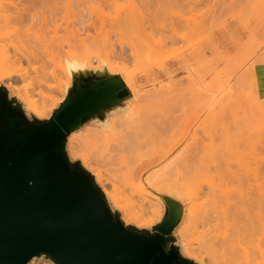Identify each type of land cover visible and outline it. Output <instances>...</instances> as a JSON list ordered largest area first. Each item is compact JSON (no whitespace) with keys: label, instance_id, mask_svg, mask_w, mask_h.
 Wrapping results in <instances>:
<instances>
[{"label":"rangeland","instance_id":"obj_1","mask_svg":"<svg viewBox=\"0 0 264 264\" xmlns=\"http://www.w3.org/2000/svg\"><path fill=\"white\" fill-rule=\"evenodd\" d=\"M27 1L2 2L5 14L15 7L23 9L6 28L7 35H3L9 55L14 53V69L19 68L22 77L15 73L9 80L2 79L4 85L7 81L13 84L8 89L3 87L22 103L27 118L33 115L47 119L63 99L71 77L82 70L80 58L95 57L91 70L118 74L131 97L123 108L108 114L105 123L87 122L72 132L67 149L90 159V167L100 173L108 197L133 217L147 220L150 200L159 204L156 206L159 218L153 224L157 223L164 209L161 193L179 200L186 215L192 208L186 199L189 187L168 186L169 177L161 190L153 185L166 167L177 162L176 157L184 152L187 144H193L188 137L202 136L200 125H204L206 116L212 114L216 125L219 124L216 128L221 124L226 126L228 138L238 129L242 131L241 136L236 132L225 142L227 138L221 136L225 129L221 126L216 133H221L219 143L225 139L226 147L230 141H236L234 137L242 141L247 133L245 124L257 117L259 108L264 112L261 102L253 98L255 94L264 100V71L260 65L264 62V0H179L171 7L157 6L154 0ZM203 13L213 15L208 29L216 33L211 37L187 24L191 16ZM239 77L245 81L242 85ZM252 77L255 78L253 88ZM262 81L263 86L258 84ZM193 82L198 83V88L205 86L206 95L195 94ZM205 96L215 102L210 111L201 112L198 101L200 97L206 99ZM262 122L258 129L248 127L252 134H261L264 146V118ZM238 141L229 145L241 144ZM215 144L222 157L224 151L234 148H225L221 142L219 146L223 150ZM180 175L189 178V173L182 170L170 179ZM199 181V198L194 203L202 218L197 221L196 230L180 231L179 223L173 231L175 244L180 252L187 248L193 258L184 256L196 263L195 257L203 264H230L225 252L222 254L223 250L217 248L221 245L211 240V236H222L230 225L209 220L208 212L216 208L209 206L207 181L202 177ZM212 183L220 185L217 181ZM219 199L215 200L216 206ZM107 203L111 210H116L111 199ZM260 262L264 264V258ZM29 264L51 263L34 258Z\"/></svg>","mask_w":264,"mask_h":264},{"label":"water","instance_id":"obj_2","mask_svg":"<svg viewBox=\"0 0 264 264\" xmlns=\"http://www.w3.org/2000/svg\"><path fill=\"white\" fill-rule=\"evenodd\" d=\"M47 119L27 118L0 86V264H198L175 244L183 204L164 193L150 228L124 224L66 153L85 123H105L131 97L118 74L78 70Z\"/></svg>","mask_w":264,"mask_h":264},{"label":"bare ground","instance_id":"obj_3","mask_svg":"<svg viewBox=\"0 0 264 264\" xmlns=\"http://www.w3.org/2000/svg\"><path fill=\"white\" fill-rule=\"evenodd\" d=\"M3 1L4 0H0V32L2 33V34L0 33V37L2 36V39H0L2 40V42L0 41V43H2L0 44V80H1L0 84L8 89L11 86H13V84L7 81L6 85H4L2 79L9 80L10 76L12 77V75H14L15 73L20 72L19 71L20 69L19 68L14 69L15 66H13V64L16 62L15 59H12L14 53L12 52L13 54L12 56L11 52L9 51L10 52L9 55L7 50V44H5L6 38L3 39V35L4 33L5 35H7L5 32L6 28H8L11 24L14 23V20L17 19L16 18L17 16L21 15L20 11L23 9L15 7L12 9L11 13L5 14V10L2 8ZM22 1L24 2L27 0H22ZM29 1H33V0H29ZM177 1L179 0H154L157 6H163V7L174 6ZM176 6H178V4H176ZM191 10L192 8L189 9V11ZM205 14L204 13L199 14L198 17L191 16L189 19H187V24L197 27L198 29H200L202 33L206 34L207 37H211L216 33V31L208 29L209 21L213 19V15L210 14L209 16H205ZM171 32H172L171 35L173 36L175 34V30L172 29ZM3 42L5 43L3 44ZM94 61H96L95 57L82 56L80 58L79 63L82 66V69L91 70V65L93 64ZM254 65L255 64H252V66ZM16 75L20 78L22 77L21 73H18ZM252 78L253 80L252 79L251 80H252V88H253V85L255 83V78L254 77ZM238 80L241 81V79ZM258 84L263 86V81L262 83L259 82ZM192 85L193 87H195L192 88V91L195 92V94H199V96L201 97L206 95L204 93L205 91H207V88L205 86H199L198 88L197 82H193ZM201 97L199 98L200 102L198 101V104L201 105L200 108L201 112L202 110L207 111L209 110V108L212 109V102L214 101L213 98L205 96L206 99L203 98L204 99L203 100L201 99ZM253 98L259 101V103L261 102L262 104L260 103V105L264 109V100L259 99L258 96L255 94ZM220 105L221 102L219 106ZM209 111L208 113H210ZM40 119H44V117H41ZM214 119L215 118H213L212 114L206 116V120L203 123L204 125L202 126L200 125L202 132L200 131L201 133L200 132L199 133L202 136L200 138H197L195 134L193 136L188 137V140L189 139L193 140V144L192 143H190L189 145L187 144V147L184 150V152L180 153L176 157L177 162L171 163L168 167L164 169L162 175L155 180L153 187L157 190H161L162 188H164V186H166V181L168 180V177H169L168 182H170L169 184H167L168 186L174 185L175 187L177 186L189 187L186 189L188 192L186 199L187 201L191 202L192 208L188 209L186 215L183 214L182 220L180 222V231L196 230L197 221L201 220L202 216H200V213L196 212L197 207L194 202L199 198V193H200L199 179L201 177L204 178L208 183L206 189L207 190L206 195H209V197L211 198L209 199V206L211 207L213 206L216 208L214 212L211 211L208 212L209 220L220 221L225 223L226 225L227 224L230 225L229 228L225 230L224 234H222V236L219 237L211 236L212 238L211 240L215 241L216 244H218V246L221 245L220 247L217 248L223 250L220 253L224 254L225 252V256H227V258L229 257L230 264H260L261 263L260 261H262L264 258L263 139L262 136H259L261 135L259 133L252 134L251 129L248 127L247 124H245L244 131L247 132L246 135L248 134V132L249 134L246 136L244 135L245 133L243 131L244 136H242V138L243 137L244 138L242 141L239 138L241 144L237 146L236 145L230 146L231 143L233 144L234 140H232L233 142L230 141L229 143L230 145L228 144L226 145V147L230 146L234 148L232 149L228 147L229 148L228 151L227 150L224 151L225 154L221 150L223 152L222 153L223 157H222L221 153H219L220 149H216L215 143H218L217 146H219V144L222 142L223 143L222 146L225 147L224 144H227L225 142L227 141L229 142L230 137H233V134H238V133L240 134L242 131L240 130L239 132L238 129V131H235L232 135L229 134L231 136H229L228 138L227 136L228 129L226 130L225 129L226 126L224 127V125L222 126V124L220 123L221 125L219 126V128H221L222 126V129H225L224 132L225 134L222 132L223 134L221 135L220 133V135L224 138L226 137L227 139L225 138L226 139L225 141V139L222 138L225 142L220 141L219 143V139L221 137L219 138L220 135L218 134L219 128L218 127L216 128V126L219 125L218 124L219 122L217 123L218 125H216L217 121H215L216 119L215 120ZM234 123L235 120L233 122V125L234 126L237 125ZM241 126H243L244 129V124H241ZM233 131L234 130L232 127V132ZM250 132H251V137H250ZM195 137L198 139L197 142L195 141L196 140ZM180 138L183 139V136L181 135ZM235 138L236 141H238L237 140L238 136L234 137V139ZM83 139H84L83 140L84 143L86 138L84 137ZM130 139L131 136L129 137V140ZM236 141L234 142V144H236ZM219 147L222 148L221 146ZM225 148L222 149L224 150ZM66 153L68 157L76 158L79 161L80 165L92 176L94 183L97 185V187L99 188L105 199L107 201L111 199V201L114 203L116 210L120 213V220L124 224H133L136 225L138 228H142V227L144 228L153 224L159 218L158 215L159 209L158 207H156L159 204L155 202L153 203L150 200H148L147 202V206H148L147 213L149 214V218L147 220L145 219L142 220L141 218L137 219L136 217H133V215L130 212L125 210L123 207L118 206L115 199L108 197L100 173L96 171V169L90 167V162H89L90 159H87L83 155H78L76 151L67 149V142H66ZM218 153L221 156H219ZM217 155L220 157V160L218 159ZM182 170H185L189 173L188 179L182 178L183 176L181 177V175L180 178L176 177L174 180L170 179L171 177L177 176ZM181 181L182 182L186 181V184H182ZM212 181L220 182V185L215 186L212 183ZM217 197L220 198L219 201H217V203H219L218 206H216V201H215ZM206 240H204L205 244H206ZM213 241L212 242L209 241V242H211V244L214 243L215 245V242ZM215 247L216 246H214L213 249H215ZM207 249L209 250V247ZM181 252L183 255L187 257H192L189 255L187 248H184V251ZM216 252L217 255H219V251ZM212 253H214V251ZM222 254L220 255L222 256ZM212 255L213 254H211V257ZM194 260H196L198 264H203V261L201 259H196L195 257Z\"/></svg>","mask_w":264,"mask_h":264},{"label":"crops","instance_id":"obj_4","mask_svg":"<svg viewBox=\"0 0 264 264\" xmlns=\"http://www.w3.org/2000/svg\"><path fill=\"white\" fill-rule=\"evenodd\" d=\"M262 70L264 71V62L260 63ZM239 79H241V81L238 80L239 83H241V85L243 83H245L242 79V77H239ZM263 116V117H262ZM264 118V112L262 111L261 108H259V113L257 114V117L255 116L254 118H250V120L248 121V126L251 129H258L259 127H261L262 119ZM259 119V120H258ZM260 121V122H259Z\"/></svg>","mask_w":264,"mask_h":264}]
</instances>
